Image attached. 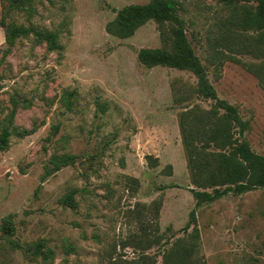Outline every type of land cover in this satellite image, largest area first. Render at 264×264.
<instances>
[{
    "label": "rangeland",
    "instance_id": "1",
    "mask_svg": "<svg viewBox=\"0 0 264 264\" xmlns=\"http://www.w3.org/2000/svg\"><path fill=\"white\" fill-rule=\"evenodd\" d=\"M150 1L0 0V135L12 131L0 150V264H163L178 240L194 242L195 226L196 262L264 264V188L201 206L192 191L204 189L193 183L182 115L215 101L197 93L191 71L140 61L141 49L170 48L156 21L130 38L107 30L121 9ZM180 2L209 81L250 122L244 139L264 156V90L249 67L264 54L222 39L231 8ZM11 25L56 32L59 47L32 33L8 53ZM31 243L53 260L30 257Z\"/></svg>",
    "mask_w": 264,
    "mask_h": 264
},
{
    "label": "trees",
    "instance_id": "2",
    "mask_svg": "<svg viewBox=\"0 0 264 264\" xmlns=\"http://www.w3.org/2000/svg\"><path fill=\"white\" fill-rule=\"evenodd\" d=\"M30 6L33 0H25ZM219 4L231 8L228 20L230 26L222 36L228 41V33L234 42H242V50L247 53L259 51L264 54V0H217ZM255 3L251 5L249 3ZM180 0H151L143 5H128L121 9L117 17L107 25L112 35L130 38L149 21H156L166 46L170 48H144L139 51L140 61L147 67L164 66L191 71L198 78L197 93L205 99L215 101L214 106L204 115L187 111L182 115L184 145L188 156V165L195 186L204 191L192 190L197 206L216 201L234 192L243 194L256 188H264V156L254 152L244 134L250 128V122L240 116L236 106L218 97L209 81L206 67L196 56L186 36V22L180 16ZM171 25L167 30L165 27ZM235 31H239L235 33ZM253 32L252 35H248ZM35 34L39 42H46L51 50L58 49V34L48 31H34L32 28L11 25L6 32V41L10 52L20 37ZM258 77L264 90V63L249 65ZM16 114V108L10 113V122ZM12 131L4 128L0 135V150L8 148ZM72 157L64 158L56 168L68 165ZM213 189L212 192L207 191ZM195 211L191 219L195 221ZM194 242L178 240L164 254L163 264H206L193 258L196 240L200 238L195 226L191 234ZM24 251L33 259L41 258L51 262L55 256L52 249H42L40 243L27 244ZM148 257H144L143 264Z\"/></svg>",
    "mask_w": 264,
    "mask_h": 264
}]
</instances>
